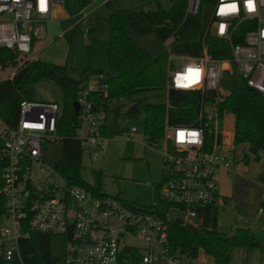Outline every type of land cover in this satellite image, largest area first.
Instances as JSON below:
<instances>
[{
    "label": "built area",
    "instance_id": "built-area-1",
    "mask_svg": "<svg viewBox=\"0 0 264 264\" xmlns=\"http://www.w3.org/2000/svg\"><path fill=\"white\" fill-rule=\"evenodd\" d=\"M64 3L65 0H0V48L30 54L11 62L15 69L2 80L12 79L25 62L36 59V53L31 54L32 43L44 33L46 22L58 18L54 7ZM200 5L201 0H187L186 12L197 14ZM263 10L264 0H215L206 33L222 40L229 56L213 58L206 47L200 56L168 55L162 89L166 107L171 90H190L199 92L198 110L188 124L171 123L165 117L161 137L146 139L162 159L160 200L168 210L181 211L184 215L178 219L194 228L202 225L204 209L216 207L222 198L220 172H236L233 155L238 145L233 131L219 128L224 113L219 112L215 99L210 101V93L218 94L223 74L230 73L234 65L246 85L264 94ZM235 38L241 41L234 42ZM2 65L0 62V68ZM124 97L110 95L103 73L79 86L72 136L80 142L82 151L93 153L95 160L108 138L101 130L113 123L108 115H118L115 109L119 110ZM60 115L61 106L54 100L22 98L12 122L0 117V195L4 199L0 212V264L18 253L19 239L30 231L61 237L66 264H120L125 249L136 251L141 264L156 260L168 264H217L201 250L194 257L170 254L167 225L156 213V199L150 207H139L115 195H95L69 183L55 164L45 161L43 143L61 140L57 132ZM138 130L132 124L123 133L132 137ZM245 152L264 166V141L255 151ZM242 156L243 153L238 160ZM260 207L264 208V200ZM129 238L140 245L129 243Z\"/></svg>",
    "mask_w": 264,
    "mask_h": 264
},
{
    "label": "trees",
    "instance_id": "trees-1",
    "mask_svg": "<svg viewBox=\"0 0 264 264\" xmlns=\"http://www.w3.org/2000/svg\"><path fill=\"white\" fill-rule=\"evenodd\" d=\"M68 0H65V5ZM85 6L88 0H77ZM156 1V0H155ZM187 0H172L170 8L165 9L156 1L155 8L138 11V21L153 28L157 37L166 48L157 55H151L140 47L128 29L127 12L120 8H111L107 24L106 57L111 72L95 69L90 66L80 69L71 75L65 64L45 62L40 59L25 62L14 74L12 79L0 81V117L12 122L16 117L18 103L22 98L33 99L27 91L29 86L42 79L51 80L60 90L61 115L57 122V132L61 135L62 151L55 163L57 170L71 184L84 187L95 195H104L100 170L93 169V182L84 178L80 142L72 135L75 133V113L73 103L77 99L79 86L91 76L103 73L108 83L111 96L135 95L133 103H138L139 112L143 114L142 130L146 138L157 140L161 137L165 117L171 123L188 124L193 121L200 100L198 91L171 90L168 94V106L158 99L150 100L151 96H160L165 84L169 67L168 55L171 53L188 56H200L206 47L213 58L229 56L225 43L206 33V27L215 0H201L197 14L186 12ZM80 22L74 26L79 25ZM73 26V27H74ZM234 39V42H240ZM14 58V50L0 48V62L7 65V60ZM14 64V61H11ZM228 92L218 95L211 92L210 101H216L219 112L232 113L234 118L233 134L236 145L244 144L249 152L264 141V94L249 87L236 74L231 65ZM115 113H119L115 109ZM127 129H120L117 123L102 128L105 135H115ZM2 141L0 139V147ZM249 159L243 152L241 160ZM258 181L264 184V166L258 174ZM2 183L0 182V188ZM159 184L156 185L157 215L167 225L169 252L172 255L194 257L198 251L213 257L217 264H229L230 252L238 247L251 250L261 246L249 227L237 226L231 234L211 228L212 215L216 216L215 206L203 211V221L199 228L183 224L178 218H167L168 205L158 196ZM223 201L227 197H222ZM261 204V203H260ZM4 199L0 195V212L3 210ZM64 240L57 236L38 231H30L28 236L18 241V254L22 264H66L64 261ZM120 264H141L136 251L125 249Z\"/></svg>",
    "mask_w": 264,
    "mask_h": 264
},
{
    "label": "rangeland",
    "instance_id": "rangeland-1",
    "mask_svg": "<svg viewBox=\"0 0 264 264\" xmlns=\"http://www.w3.org/2000/svg\"><path fill=\"white\" fill-rule=\"evenodd\" d=\"M163 8L168 9L172 0H156ZM155 0H97L85 6L77 0H68L66 6L54 7L58 17L53 22L44 24V33L32 43L31 54L45 62L65 64L71 75L87 66L111 72L106 57L109 27L104 20L108 9L120 8L127 12L128 29L135 42L146 49L151 55H157L166 48L149 25L138 21V11L155 8ZM264 13V10H263ZM82 20V21H81ZM79 25L74 26L76 23ZM74 26V27H73ZM30 54L14 52V58L7 60V65L0 68V80L6 78L15 69L11 61L19 62ZM177 64V60H174ZM229 75L223 74L218 84V95L228 92ZM34 100H54L61 102V92L48 79H42L34 86ZM162 93V91H161ZM135 95H126L119 106L116 116L108 115V120L117 123L120 129L134 124L139 130L132 137L125 133L107 135L105 148L93 159V153L82 151L81 163L84 178L93 182L91 171L100 170L102 177V191L127 200L139 207H150L155 202L156 185L162 179V159L156 148H153L146 139L142 130V112L125 114ZM158 99L165 102V96H151L150 100ZM115 120V121H114ZM234 118L232 113H224L219 122V128L225 132L233 131ZM246 145H238L233 155L235 174L228 175L220 172L219 193L222 198L216 205L217 229L231 234L237 226L249 227L261 246L246 250L238 247L230 252L229 264H264V208L260 207L264 200V185L258 181V174L262 164L250 158L245 162L238 160ZM62 151L60 141L46 140L42 145V156L45 161L55 164ZM183 213L176 209L167 211V218H181ZM194 221H198L195 218ZM4 224V223H3ZM129 243L140 245L133 238ZM1 264H22L16 252L11 260H3ZM152 264H168L165 260H156Z\"/></svg>",
    "mask_w": 264,
    "mask_h": 264
},
{
    "label": "water",
    "instance_id": "water-1",
    "mask_svg": "<svg viewBox=\"0 0 264 264\" xmlns=\"http://www.w3.org/2000/svg\"><path fill=\"white\" fill-rule=\"evenodd\" d=\"M27 91L31 94H34L35 90H34V87L31 85L27 88ZM73 110H74V113L77 112L78 110V103L75 101L73 103ZM139 111V105L138 103H133L132 105L129 106V108L126 110V114H133L135 112H138ZM217 227V220H216V216L215 214L212 215V219H211V228H216Z\"/></svg>",
    "mask_w": 264,
    "mask_h": 264
},
{
    "label": "crops",
    "instance_id": "crops-1",
    "mask_svg": "<svg viewBox=\"0 0 264 264\" xmlns=\"http://www.w3.org/2000/svg\"><path fill=\"white\" fill-rule=\"evenodd\" d=\"M97 1V0H96ZM91 2V1H90ZM94 2V1H93ZM89 3V2H88ZM64 6H66V5H64ZM109 12H110V9H108V15H109ZM108 15H107V17L104 19L106 22H107V18H108ZM82 21V20H81ZM81 21H79V22H81ZM109 27V26H108ZM61 64V63H60ZM262 168V167H261ZM264 185V184H263ZM224 197H228V196H224ZM261 202H262V200H261Z\"/></svg>",
    "mask_w": 264,
    "mask_h": 264
},
{
    "label": "snow or ice",
    "instance_id": "snow-or-ice-1",
    "mask_svg": "<svg viewBox=\"0 0 264 264\" xmlns=\"http://www.w3.org/2000/svg\"><path fill=\"white\" fill-rule=\"evenodd\" d=\"M232 10H235V9H234V6H233Z\"/></svg>",
    "mask_w": 264,
    "mask_h": 264
}]
</instances>
